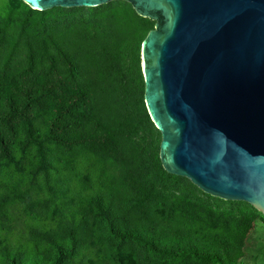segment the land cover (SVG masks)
I'll use <instances>...</instances> for the list:
<instances>
[{"label": "trees", "instance_id": "1", "mask_svg": "<svg viewBox=\"0 0 264 264\" xmlns=\"http://www.w3.org/2000/svg\"><path fill=\"white\" fill-rule=\"evenodd\" d=\"M74 9L7 0L0 14V216L29 211V185L69 219L0 264H240L259 212L159 193L143 169L135 138L154 125L140 49L154 22L124 1Z\"/></svg>", "mask_w": 264, "mask_h": 264}, {"label": "water", "instance_id": "2", "mask_svg": "<svg viewBox=\"0 0 264 264\" xmlns=\"http://www.w3.org/2000/svg\"><path fill=\"white\" fill-rule=\"evenodd\" d=\"M93 8L117 0H21ZM154 22L143 99L168 174L264 216V0H121Z\"/></svg>", "mask_w": 264, "mask_h": 264}, {"label": "rangeland", "instance_id": "3", "mask_svg": "<svg viewBox=\"0 0 264 264\" xmlns=\"http://www.w3.org/2000/svg\"><path fill=\"white\" fill-rule=\"evenodd\" d=\"M6 4L7 0H0V14L3 13ZM77 8H83L85 12H88V7ZM65 9L69 13L71 11L78 12L74 8ZM130 62L131 58L128 56L124 62V72L127 74H129ZM122 99L127 106L129 115H132L134 108L131 104L130 93L122 94ZM135 139L142 150L143 169L150 185L157 192L186 196L203 205L214 206L217 204L222 209L233 207L227 201L207 197L186 178L176 176L177 178L174 179H165L162 177L154 161L157 154L159 157L160 144V133L155 127L146 125L138 132ZM21 188L27 194L29 211L25 212L21 207L11 206L7 215L0 216V253L4 248L11 252H22L33 240L39 239L44 234L60 231L69 224L67 215L57 216L54 214L51 209L52 199L46 190L41 191L29 185H22ZM235 208L237 207L235 206ZM261 217L262 220L257 222L255 229L245 242L246 257L241 260L240 264H264V216L261 214Z\"/></svg>", "mask_w": 264, "mask_h": 264}]
</instances>
